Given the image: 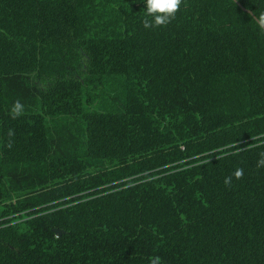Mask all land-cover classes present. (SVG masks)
I'll return each instance as SVG.
<instances>
[{
    "label": "trees",
    "instance_id": "trees-1",
    "mask_svg": "<svg viewBox=\"0 0 264 264\" xmlns=\"http://www.w3.org/2000/svg\"><path fill=\"white\" fill-rule=\"evenodd\" d=\"M144 9L0 0V264H264V28Z\"/></svg>",
    "mask_w": 264,
    "mask_h": 264
},
{
    "label": "clouds",
    "instance_id": "clouds-1",
    "mask_svg": "<svg viewBox=\"0 0 264 264\" xmlns=\"http://www.w3.org/2000/svg\"><path fill=\"white\" fill-rule=\"evenodd\" d=\"M144 18L142 20L143 27L146 29L167 26L173 19L176 13L180 10L183 0H144ZM257 23L264 27V14L257 18ZM24 104L20 100H16L11 109L10 116L12 119H17L24 113ZM9 141L7 146L12 147V138L15 135L14 130L9 129L7 133ZM260 158L257 161V168H264V152L259 154ZM207 163V162H206ZM243 168H236L232 175L225 177L224 184L231 186L233 177L237 180L243 178ZM149 264H162L160 256H153L149 258Z\"/></svg>",
    "mask_w": 264,
    "mask_h": 264
},
{
    "label": "water",
    "instance_id": "water-1",
    "mask_svg": "<svg viewBox=\"0 0 264 264\" xmlns=\"http://www.w3.org/2000/svg\"><path fill=\"white\" fill-rule=\"evenodd\" d=\"M244 11H246V12H248V13H250L254 18H255V20L257 21V17L254 15V13L251 11V10H249V9H247V8H245L238 0H234ZM264 28V27H263ZM54 231L56 232V233H58V234H61L62 233V230H60V229H54Z\"/></svg>",
    "mask_w": 264,
    "mask_h": 264
}]
</instances>
